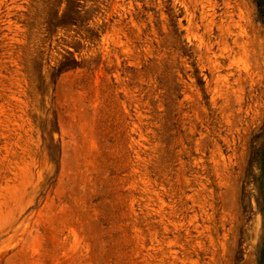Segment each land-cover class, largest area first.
<instances>
[{
	"label": "rangeland",
	"instance_id": "1",
	"mask_svg": "<svg viewBox=\"0 0 264 264\" xmlns=\"http://www.w3.org/2000/svg\"><path fill=\"white\" fill-rule=\"evenodd\" d=\"M0 264H264V0H0Z\"/></svg>",
	"mask_w": 264,
	"mask_h": 264
}]
</instances>
